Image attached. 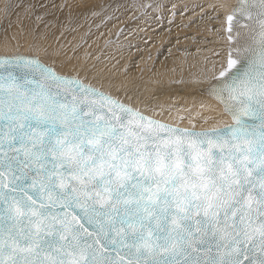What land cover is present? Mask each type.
Instances as JSON below:
<instances>
[{"label":"snow or ice","instance_id":"6c2138e0","mask_svg":"<svg viewBox=\"0 0 264 264\" xmlns=\"http://www.w3.org/2000/svg\"><path fill=\"white\" fill-rule=\"evenodd\" d=\"M227 20L211 128L0 54V264H264V0Z\"/></svg>","mask_w":264,"mask_h":264},{"label":"bare ground","instance_id":"6f19581e","mask_svg":"<svg viewBox=\"0 0 264 264\" xmlns=\"http://www.w3.org/2000/svg\"><path fill=\"white\" fill-rule=\"evenodd\" d=\"M235 2L0 0V54L35 56L165 123L224 126L230 115L201 89L226 61Z\"/></svg>","mask_w":264,"mask_h":264},{"label":"water","instance_id":"95a60500","mask_svg":"<svg viewBox=\"0 0 264 264\" xmlns=\"http://www.w3.org/2000/svg\"><path fill=\"white\" fill-rule=\"evenodd\" d=\"M238 4H239V0H236V2H235V4L233 5V8H235V7H237L238 6ZM232 8V9H233ZM231 9V10H232ZM231 10H230V12H231ZM230 12L226 15V20H225V23H227V27H226V37H227V35H228V32H227V29H228V27H229V23H228V20H227V16L230 14ZM238 19L243 23V22H246V21H244V18L243 17H238ZM237 30H239L241 33H243L244 32V29L241 27V23H236L235 22V20H234V22H233V32H232V34L235 36V34H236V32H237ZM229 44H230V42H229ZM228 50H229V45H228ZM227 55H228V52H227ZM24 56H26V57H35V56H31V55H28V54H26V55H24ZM44 63V62H43ZM45 64V63H44ZM47 65V64H46ZM49 66V65H48ZM61 75H67V74H61ZM67 76H71V75H67ZM74 77V76H73ZM76 78H78V77H76ZM79 79V78H78ZM81 80V79H80ZM201 91H203V92H205L206 94H208L209 96H211L210 94H209V92L205 89V87L203 88V89H201ZM112 96V95H111ZM211 97H213V96H211ZM115 98V97H114ZM218 101V100H217ZM219 102V101H218ZM222 105V104H221ZM222 107H223V105H222ZM146 115V114H145ZM146 116H148V115H146ZM150 117V116H149ZM231 117V116H230ZM152 118V117H151ZM154 119V118H153ZM231 123H232V119H231Z\"/></svg>","mask_w":264,"mask_h":264},{"label":"rangeland","instance_id":"374dc122","mask_svg":"<svg viewBox=\"0 0 264 264\" xmlns=\"http://www.w3.org/2000/svg\"><path fill=\"white\" fill-rule=\"evenodd\" d=\"M203 9H204V11H206V12L203 13V12H202L203 10L201 9L200 11L202 12V14H201V12H200V14H201V15H200V18H201V20L204 19V20H202V21H207V18H205L204 15H205V14L208 15L210 10H208L207 8H206V9L203 8ZM201 16H203L204 18H202ZM207 17H208V16H207ZM202 21H201V22H202ZM197 35H198V34H197ZM210 36H211V35H210ZM210 36H208V38L211 40ZM196 38H198V37H196ZM198 39H199V38H198ZM208 41H209V40H208ZM205 43H206V42H205ZM207 43H208V42H207ZM207 43H206V44H207Z\"/></svg>","mask_w":264,"mask_h":264}]
</instances>
